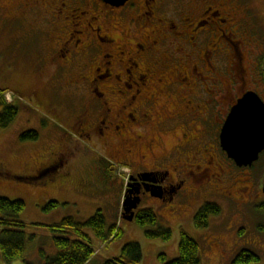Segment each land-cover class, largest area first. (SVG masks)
<instances>
[{"label":"flooded vegetation","instance_id":"flooded-vegetation-1","mask_svg":"<svg viewBox=\"0 0 264 264\" xmlns=\"http://www.w3.org/2000/svg\"><path fill=\"white\" fill-rule=\"evenodd\" d=\"M251 4L249 0H126L119 5L110 0H0V20L11 25L18 45L35 50L39 76L47 71L48 82L59 86L65 82L85 91V104L68 125L77 141L98 143L101 159L111 156L109 162L104 159L109 168L123 166L127 183L137 190L130 198L139 197V204H160L187 192L186 184L205 177L203 164L207 168L212 164L214 155L202 142L203 123L211 113L208 99L214 93L208 87L214 86L211 80L227 83V92L246 78L251 85L241 89L230 106L222 102L220 130L245 92H256L264 101V67L259 64L264 50L262 14L256 3ZM247 48L255 51L249 54ZM197 77L204 82L199 84ZM29 93L34 95L37 89ZM168 100L171 109L165 105ZM176 127L181 128V144L175 157L158 155L162 144L158 141ZM201 129L202 136H197ZM218 142L220 146L219 136ZM179 147L186 153L179 156ZM149 152L154 153L151 164H147ZM192 160L200 161L195 167L202 170L192 169ZM60 162L61 158L48 163L46 173ZM197 172L199 176L194 175ZM142 174L149 175L144 180ZM258 206L264 210V195Z\"/></svg>","mask_w":264,"mask_h":264},{"label":"rangeland","instance_id":"rangeland-1","mask_svg":"<svg viewBox=\"0 0 264 264\" xmlns=\"http://www.w3.org/2000/svg\"><path fill=\"white\" fill-rule=\"evenodd\" d=\"M249 1L252 6L254 3L259 6L262 14L260 23L264 29L263 0ZM17 41L18 36L12 32L11 25L0 20V90L6 91L5 101L18 108L15 120L7 128H0V197L24 202L20 220L50 225L72 217L77 222H84L100 209L107 225L116 224L123 234L111 245L104 246L87 231L95 249L93 261L96 264L118 255L127 243L140 245L143 260L139 264H160L157 260L159 253L166 254L170 259L176 258L180 230L198 243L202 264H233L242 250L251 251L258 260L238 264H264V210L258 206L263 199L264 151L252 165L238 167L217 143L220 133L217 120L223 114L222 102L230 106L241 89L251 86L248 78L239 86L232 87V91L229 88L228 92L227 83L223 81L211 80L214 86L208 84L214 93L210 96L212 99H208L211 113L203 123L205 135L202 142L207 144V150L214 155V159L208 168L203 164L206 170L202 176L205 177L199 176V172L194 173L199 178L195 177L193 184H186L188 193L182 192L171 203L143 201L139 204L138 209L153 208L158 225L171 231L168 240L148 238L146 227L122 218L121 204L128 181L123 166L117 165L109 170L105 158L101 159L100 145L77 141L78 137L69 129L72 116L85 104V91L65 85V82H61V87L56 82H48L47 71L44 76H39L35 50H28L25 45H18ZM254 51L247 48L249 54ZM261 52L259 64L264 67V50ZM197 80L199 84L204 82L199 77ZM32 89H37V93L29 95ZM161 105L164 104L159 107ZM165 105L169 109L173 107L170 100ZM177 127L169 128L163 142L158 141L162 143L156 151L158 155L163 153L169 158L175 157V150L181 144V128ZM28 131L36 132L37 138L22 139L21 135ZM202 132V129L199 130L197 136H202ZM109 153L112 152L105 153L106 156ZM185 153L179 147L177 154ZM147 155V164H151L154 153ZM189 155L192 157L193 154L186 155L188 160ZM59 158L63 159V163L57 169L38 175L33 181L12 176L35 175L39 168ZM105 160L109 162L111 156ZM191 162L194 165L192 169L202 170L195 167L200 161ZM51 201L57 202V205L46 209ZM205 203L218 205L220 212L209 217L206 227L196 228L194 216ZM36 231L42 235L44 243H50V233L42 228ZM0 264L6 263L0 258ZM10 264L22 263L14 261Z\"/></svg>","mask_w":264,"mask_h":264},{"label":"trees","instance_id":"trees-1","mask_svg":"<svg viewBox=\"0 0 264 264\" xmlns=\"http://www.w3.org/2000/svg\"><path fill=\"white\" fill-rule=\"evenodd\" d=\"M5 92L0 90L1 129L7 128L18 114L17 106L5 101ZM37 135L34 131H28L23 133L21 138L36 139ZM55 160L57 159L52 161ZM61 162L60 164L63 163ZM45 167L39 168L35 175L12 176L24 181H33L38 175L46 174ZM111 169L113 168H109ZM56 205L57 202L51 201L45 208L50 209ZM23 210V201L0 197V258L3 263L20 261L22 264H96L93 261L95 249L87 231L104 243V246L111 245L123 234L122 229L116 224L107 225L100 209L84 222L65 217L50 225L20 220L19 216ZM219 212L218 205L205 203L194 216L195 227H206L209 217ZM133 220L140 226L146 227L145 235L148 238L168 240L171 237L169 229H163L158 225L157 215L151 207L137 209ZM39 228L51 234L50 243L42 241V235L36 231ZM142 260L143 252L140 245L127 243L121 247L118 255L105 259L101 264H139ZM157 260L160 264H202L198 243L183 230H180L178 256L170 259L166 254L159 253ZM253 260H258V257L251 251L242 250L235 257L233 264Z\"/></svg>","mask_w":264,"mask_h":264},{"label":"water","instance_id":"water-1","mask_svg":"<svg viewBox=\"0 0 264 264\" xmlns=\"http://www.w3.org/2000/svg\"><path fill=\"white\" fill-rule=\"evenodd\" d=\"M126 0H110L112 4H123ZM220 147L238 167L250 166L264 151V101L256 92L247 91L231 107L220 130ZM149 174H142L145 180ZM131 181V180H130ZM127 184L122 200V218L132 221L140 202L139 197L130 198L137 190ZM264 195V182L262 184ZM158 196V194H153Z\"/></svg>","mask_w":264,"mask_h":264},{"label":"crops","instance_id":"crops-1","mask_svg":"<svg viewBox=\"0 0 264 264\" xmlns=\"http://www.w3.org/2000/svg\"><path fill=\"white\" fill-rule=\"evenodd\" d=\"M118 251V250H117Z\"/></svg>","mask_w":264,"mask_h":264}]
</instances>
